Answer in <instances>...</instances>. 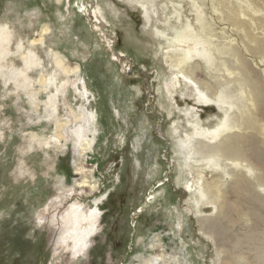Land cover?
Returning a JSON list of instances; mask_svg holds the SVG:
<instances>
[{"label": "rangeland", "instance_id": "obj_1", "mask_svg": "<svg viewBox=\"0 0 264 264\" xmlns=\"http://www.w3.org/2000/svg\"><path fill=\"white\" fill-rule=\"evenodd\" d=\"M195 2L0 0V29L11 33L4 43L10 52L0 54V264H264V184L209 158L198 175L188 157L190 139L216 144L213 132L232 112L167 60L179 48L176 37L196 26ZM88 10L102 17L110 44L128 59L125 67L95 32L97 17L90 20ZM182 46L207 81L198 43ZM55 55L73 72L55 65ZM25 56L28 79L18 74L27 69ZM248 68L264 92L262 71L251 61ZM50 77L56 87L42 83ZM49 93L59 103L52 116ZM259 124L245 157L264 181ZM80 126L92 143L83 152ZM58 131L65 137L56 142ZM220 177L223 210L200 195L203 180ZM74 203L97 211L95 233L80 255L61 226Z\"/></svg>", "mask_w": 264, "mask_h": 264}, {"label": "bare ground", "instance_id": "obj_2", "mask_svg": "<svg viewBox=\"0 0 264 264\" xmlns=\"http://www.w3.org/2000/svg\"><path fill=\"white\" fill-rule=\"evenodd\" d=\"M195 3V7L197 8L195 15L196 26L176 37L177 42H179V48L176 53L169 54L167 60L177 70L176 73L189 77L194 82L197 90L203 93L208 100H219L232 107V112L227 113L222 123L213 132L214 138L216 140L219 139L216 144L207 143L205 140L190 139L186 144L189 151L188 157L191 155L194 160L195 164L192 167H198L196 174L200 173L201 175L204 169L202 161L209 158L217 166L225 165L232 168L235 172L245 169L253 174L256 185H262L264 181L260 174H258L260 168L257 166L259 165L257 163L254 164L253 160L245 157V144H255V141H249V138L255 136L254 131L256 129L254 128L261 121L256 109L262 100L260 97L264 96V92H261L255 85L257 83L251 79V72L248 66H250V61L255 62V65L264 75V0H196ZM93 6L95 7L94 4ZM95 16L97 20L94 23L91 21L95 32L99 33L104 39V43L110 47L109 49L112 51L113 58L125 67V62L128 59H126L124 54L118 51L115 52L114 45L110 44L111 40L105 32V24L102 17L98 12L88 10L90 20L96 19ZM7 28L4 26V28H1L2 30L0 29V54L4 50L7 53L10 52L4 45V43L8 44L11 38V33L7 31ZM195 41L198 43L200 52L205 56L208 63V68H204L209 77L207 81L197 77V70H201L200 63L196 61L195 64H190L191 62L188 61L189 56L187 55L189 50L182 46ZM21 43L17 44L19 49L22 47ZM19 49L17 50L19 51ZM30 56L33 58L32 54ZM55 57V65L60 66L67 74L73 72L65 66L60 56L55 55ZM29 59V57L25 56L24 63H26L27 69L18 71V74L24 75L26 79H28L26 75L30 67ZM16 80L18 79L16 78ZM46 81H48V84L56 87L54 77H50L48 80L46 78L42 79L43 84ZM20 83L18 80L17 84L19 85ZM56 90L60 92L58 87ZM237 100H240V105H237ZM46 104L50 108L49 115H56L55 111L58 110L59 104L58 96L49 93ZM235 108L236 112L233 111ZM55 117L53 118L55 119ZM74 119L77 120L78 116H74ZM259 126L260 134L264 137V122L259 124ZM62 127L63 124L58 123V129ZM84 134L82 126L78 130H75V135L79 139V147H81L82 152L92 144ZM61 137L65 136L62 132L58 131L52 140L58 142L61 140ZM256 160L260 161L261 159L256 158ZM219 179L220 182L218 183L215 182V179L213 183L203 180L201 182L203 190H201L202 193L200 192V195L207 197L206 206L218 204L220 209L223 210L226 197L221 177ZM80 184L85 186L90 185V187L94 188L86 179H83ZM81 206L78 203L71 204L63 214L61 225L63 234L66 235L64 237L74 241V252L79 255L83 254L86 246H88L87 244L92 240L91 236L95 233L94 229L97 221V211L95 209L83 211V207L81 208ZM89 236L90 238H88Z\"/></svg>", "mask_w": 264, "mask_h": 264}]
</instances>
